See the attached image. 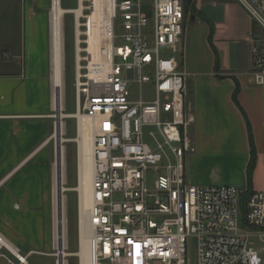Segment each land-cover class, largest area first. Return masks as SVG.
Returning <instances> with one entry per match:
<instances>
[{
  "label": "built area",
  "instance_id": "2783aa9c",
  "mask_svg": "<svg viewBox=\"0 0 264 264\" xmlns=\"http://www.w3.org/2000/svg\"><path fill=\"white\" fill-rule=\"evenodd\" d=\"M144 1L113 0L96 59L89 49L91 20L84 15L75 23L76 111L94 131L93 198L85 212L90 264H188L190 239L197 243V264H264V190L198 185L187 176V157L196 152L195 117L176 55L185 1L152 0L151 38L143 33L149 25ZM236 1L264 32V0ZM117 36L123 44H115ZM251 56L253 82L263 88L264 123V40L254 31ZM149 82L152 96L134 90Z\"/></svg>",
  "mask_w": 264,
  "mask_h": 264
},
{
  "label": "crops",
  "instance_id": "0c3cea01",
  "mask_svg": "<svg viewBox=\"0 0 264 264\" xmlns=\"http://www.w3.org/2000/svg\"><path fill=\"white\" fill-rule=\"evenodd\" d=\"M48 2L0 0V264H19L16 254L26 257L24 264H57L40 163L52 137L54 98L46 19L38 11ZM194 7L176 51L186 77V106L195 117L196 152L187 157L188 179L264 190L263 88L254 82L246 86L244 79L253 81L251 50L244 71L238 51L240 43L251 45L255 26L236 0H194ZM212 148L243 155L241 172L229 178L191 175L188 167Z\"/></svg>",
  "mask_w": 264,
  "mask_h": 264
},
{
  "label": "rangeland",
  "instance_id": "374dc122",
  "mask_svg": "<svg viewBox=\"0 0 264 264\" xmlns=\"http://www.w3.org/2000/svg\"><path fill=\"white\" fill-rule=\"evenodd\" d=\"M48 6L46 8H40L38 11L42 13L41 16L46 19V29L48 35V43L51 53V37H52V24H51V11L53 9V0H48ZM62 6L68 11L64 14V19L62 23L63 28V112L65 114H76V90H75V23H76V13L72 11L78 8V0H61ZM85 6L87 7L84 12L89 14L91 12L92 1H85ZM142 9L147 13L149 17V25L144 28L143 33L151 38L153 31L154 20H153V3L152 0H145L142 5ZM70 10V11H69ZM189 12L193 13L192 4L188 9ZM82 22L85 21V17H82ZM115 33L120 35L123 33V26L121 20L117 19L115 21ZM254 35L262 38L264 40V32L259 25H255ZM247 43H240L238 46L239 51V67L241 71L249 69V52L251 50L250 40ZM116 45L123 44V40L120 37L114 39ZM168 53L165 49H162V54ZM52 63V54H51ZM143 73L153 76V71L150 68L143 69ZM244 79L246 86L252 88L254 85L253 81L249 79ZM134 90L137 92H142L146 96H152L153 91L151 87V82L145 83L141 87L136 85ZM54 94V88H53ZM56 109L54 107L53 98V109L51 111L52 120V137L49 144L46 147L44 158L41 159L40 163L45 166V173L47 178V189L49 195V209H50V220H51V242L53 246V251L58 253V246L56 245V226H55V208H54V172L56 165V138L53 137L56 131ZM62 125V124H61ZM62 129V126H61ZM62 137L65 139L62 140ZM61 146H62V157L64 158L65 167L62 172L64 182L63 196L65 198L64 211H65V224H64V235L65 244L63 250L66 255L63 256V264H79V252L81 245V211H80V200L81 195L76 188L79 185V169H80V152H79V141H78V129H77V118L75 117H64L63 118V134L61 135ZM243 155H231L225 150L220 148H212L210 150L204 151L202 154V160L198 161L194 167H188L191 175H198L204 177L211 176H225L227 178L234 176L241 172V158ZM237 160L236 165H231L233 159ZM152 179V175L150 176ZM199 184L207 185L210 182H198ZM213 184H223L211 182ZM227 184H231L226 182ZM58 260V256H57ZM188 264H197V243L195 239H190L188 243V253H187Z\"/></svg>",
  "mask_w": 264,
  "mask_h": 264
},
{
  "label": "bare ground",
  "instance_id": "6f19581e",
  "mask_svg": "<svg viewBox=\"0 0 264 264\" xmlns=\"http://www.w3.org/2000/svg\"><path fill=\"white\" fill-rule=\"evenodd\" d=\"M92 1L91 12L88 15V18L91 20V30L89 32V49L93 52L94 59L97 58V54L102 44V35H101V27L105 21V17L109 16L114 9L113 0H90ZM85 0H78V8L73 9L76 13V22L78 26L81 24L80 18L85 14L84 10L86 9ZM68 10L62 6L61 0H53V9L51 11V24H52V39H51V54H52V78H53V86H54V107L56 112V118L60 121V134H63V118L64 117H75L78 119L77 121V129H78V141L80 144V169H79V185L76 188L80 192L81 200H80V211H81V221H80V252H79V264H90V256H89V244L88 239L92 235V229L88 224L86 219L85 212L92 205L93 198V189H92V179H93V170H94V158H93V144H94V131L92 128L91 121L85 117L82 113L76 114H65L63 112L64 104H63V77H64V69H63V28L62 23L64 19V14ZM70 11V10H69ZM80 30H78V35ZM79 37L78 41L79 42ZM108 46L111 47V42L108 43ZM62 124V125H61ZM62 126V129H61ZM55 137V133L53 135ZM62 140L65 139L62 137ZM63 152V151H62ZM65 162L62 157V164L55 165L54 172V208H55V226H56V245L63 247L65 244V235L61 237L59 235V224L63 223V231L65 224V211L64 204L65 198L63 196L62 207L63 210L61 212V202L59 199V176L61 174L62 181L64 182V178L62 172L64 171ZM65 188L63 187V191ZM66 255V252L62 249L60 251V256ZM65 264V263H64Z\"/></svg>",
  "mask_w": 264,
  "mask_h": 264
},
{
  "label": "water",
  "instance_id": "95a60500",
  "mask_svg": "<svg viewBox=\"0 0 264 264\" xmlns=\"http://www.w3.org/2000/svg\"><path fill=\"white\" fill-rule=\"evenodd\" d=\"M57 114H58V111H57ZM60 134V121L56 120V131H55V138H56V144H57V148H56V163L57 165H61L62 164V146H61V135ZM59 199H60V202H61V212L63 210V207H62V203H63V181H62V176L60 174L59 176ZM59 235L62 237L63 234H64V231H63V223H61V225L59 224ZM63 249V247H60V245L58 246V264H63L64 260L63 258H61L60 256V251Z\"/></svg>",
  "mask_w": 264,
  "mask_h": 264
},
{
  "label": "trees",
  "instance_id": "16d2710c",
  "mask_svg": "<svg viewBox=\"0 0 264 264\" xmlns=\"http://www.w3.org/2000/svg\"><path fill=\"white\" fill-rule=\"evenodd\" d=\"M185 1V6H186V14L189 12L188 9L190 7V4H192V7H193V11L195 10V7H194V0H184ZM239 82L237 81V89H236V93H235V100L237 101V93L239 91ZM255 161H256V155H255V151L253 149V152H252V158H251V161H250V164H249V167H248V176H249V180L251 181L252 180V173H253V170H254V167H255Z\"/></svg>",
  "mask_w": 264,
  "mask_h": 264
}]
</instances>
